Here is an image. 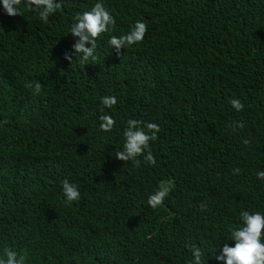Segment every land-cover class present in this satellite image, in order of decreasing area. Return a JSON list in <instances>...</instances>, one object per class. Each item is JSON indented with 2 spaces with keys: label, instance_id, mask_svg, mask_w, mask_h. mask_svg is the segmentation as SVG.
<instances>
[{
  "label": "trees",
  "instance_id": "trees-1",
  "mask_svg": "<svg viewBox=\"0 0 264 264\" xmlns=\"http://www.w3.org/2000/svg\"><path fill=\"white\" fill-rule=\"evenodd\" d=\"M94 2L64 0L48 23L0 5V248L28 264H189L198 245L222 264L241 213L264 211V0H106L115 34L140 20L144 41L117 53L101 38L97 61H69L68 29ZM128 119L160 125L157 166L115 156ZM65 179L79 202H65ZM164 181L175 190L153 210Z\"/></svg>",
  "mask_w": 264,
  "mask_h": 264
},
{
  "label": "clouds",
  "instance_id": "clouds-1",
  "mask_svg": "<svg viewBox=\"0 0 264 264\" xmlns=\"http://www.w3.org/2000/svg\"><path fill=\"white\" fill-rule=\"evenodd\" d=\"M0 5L9 16H24L27 11L36 13L40 21L48 23L50 17L63 10L64 0H0ZM68 31L75 43L72 53H66L65 59L72 61V54H76L78 60L87 65L98 60L97 48L101 38L106 37L107 43L119 53L125 48L142 43L148 33V25L137 20L129 32L117 35V18L109 10L106 0H95L90 10L75 15ZM29 87L34 89L36 96H40L44 91L41 83L30 84ZM117 104L118 98L115 95L102 98L105 109H112ZM230 104L237 112L245 110V105L240 99H231ZM117 126L113 115L100 116L102 132L110 133ZM233 127L234 130L236 127L243 128L244 124L238 121ZM160 131L161 127L157 123L128 119L123 130V148L116 149L115 156L126 163L130 161L137 167L142 163L157 166L152 144L159 139ZM239 173V168L233 170L234 175ZM256 175L259 180L264 181V170ZM175 187L174 181L162 182L157 190L149 194L147 204L153 210L160 209ZM62 192L65 202L69 205L79 202L82 198L79 185L68 179L62 182ZM240 220L241 225L232 228L225 236L222 254L217 255L216 252L215 258L222 264H264V211L245 210L241 213ZM232 241L235 242L234 246L230 243ZM189 250L192 257L189 264H204L206 253L201 246L190 245ZM0 264H28V257L18 254L11 246H4L0 248Z\"/></svg>",
  "mask_w": 264,
  "mask_h": 264
}]
</instances>
